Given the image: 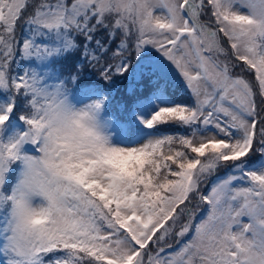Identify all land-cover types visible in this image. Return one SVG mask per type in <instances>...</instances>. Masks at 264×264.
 Instances as JSON below:
<instances>
[{"label":"snow or ice","instance_id":"1","mask_svg":"<svg viewBox=\"0 0 264 264\" xmlns=\"http://www.w3.org/2000/svg\"><path fill=\"white\" fill-rule=\"evenodd\" d=\"M0 264H264V0H0Z\"/></svg>","mask_w":264,"mask_h":264},{"label":"rangeland","instance_id":"2","mask_svg":"<svg viewBox=\"0 0 264 264\" xmlns=\"http://www.w3.org/2000/svg\"><path fill=\"white\" fill-rule=\"evenodd\" d=\"M125 82L126 81H119L118 83H117V86H116V88H119L120 90H121V93L124 91V88H125ZM127 83V82H126ZM175 90V89H174ZM178 98H182V97H184L186 94H185V92H184V90L181 88L179 91H178Z\"/></svg>","mask_w":264,"mask_h":264},{"label":"trees","instance_id":"3","mask_svg":"<svg viewBox=\"0 0 264 264\" xmlns=\"http://www.w3.org/2000/svg\"><path fill=\"white\" fill-rule=\"evenodd\" d=\"M127 91V83L125 82V88H124V91L121 93V90L119 88H116V91H115V95H116V99L119 100L122 96L125 95Z\"/></svg>","mask_w":264,"mask_h":264}]
</instances>
